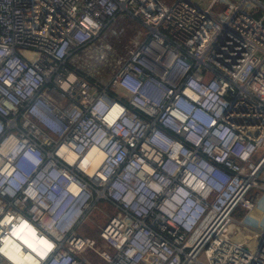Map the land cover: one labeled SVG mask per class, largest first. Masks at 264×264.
I'll return each mask as SVG.
<instances>
[{"label": "clouds", "instance_id": "9594fccd", "mask_svg": "<svg viewBox=\"0 0 264 264\" xmlns=\"http://www.w3.org/2000/svg\"><path fill=\"white\" fill-rule=\"evenodd\" d=\"M43 2L33 44L0 15V241L14 264H249L245 249L264 245V0H201L247 34L224 75L204 36L184 41L193 68L160 33L183 0ZM232 91L259 105L257 126L229 121Z\"/></svg>", "mask_w": 264, "mask_h": 264}, {"label": "built area", "instance_id": "2783aa9c", "mask_svg": "<svg viewBox=\"0 0 264 264\" xmlns=\"http://www.w3.org/2000/svg\"><path fill=\"white\" fill-rule=\"evenodd\" d=\"M7 0H0V15H5L9 21L13 24L17 29H22L21 36L27 41L29 44L35 43L32 38L28 35H25L29 31L28 25L30 23H34L38 28L43 30L44 24L46 23V11L47 7L43 0H11V11L4 12L3 7H7ZM61 15L57 16V20L59 21L61 27L64 26V15L63 6H59ZM191 10L189 18H197L194 23L189 26L190 31L185 30H174L176 29V15H183L188 10ZM170 11H172V19L168 20L165 17V20L162 21L161 27L159 31L162 35H164L169 44L174 47H178L181 50L182 58L187 62L191 61L193 68L197 67V62L190 55V50L185 47L184 41L189 37L195 36H204V39L199 40V46L207 45L209 48V55L214 56L215 60L209 59L207 63V68L211 69L213 73H219L220 75H224V66L230 65L232 59L235 58L237 52H239V40L237 37H241L243 39H247L246 32H241L235 25L230 23V19H226L221 21L219 25L217 24V17L215 14H210L205 6H201L195 3L192 0H183L179 6L175 2L170 4ZM230 18L232 13L227 14ZM211 20L212 28L214 30L210 31L207 26V21ZM107 24L108 21H105ZM52 35H56V33H52ZM144 39L150 41L153 39L150 33H144ZM247 49H245V52ZM46 64H54L55 61L52 57H50L47 52H45V60ZM146 74H151L150 68L147 66H143ZM65 68L74 69L75 67L71 66L70 62L67 64H63L59 66V70L61 72L64 71ZM204 74L206 76L210 75V73L205 70ZM264 75V73H262ZM94 83L95 87L103 90L107 87L106 82L100 83L96 81H91ZM55 88V82L48 83L44 86L42 90H39V97H33L32 99L24 101L21 105V118L23 109L27 108L30 104L34 102L36 98H44L45 93ZM109 93L111 95H115L113 90L109 89ZM240 94L236 91L230 92L227 96L224 97L228 101L229 104L234 105V107L228 112V118L230 122L236 123H244L249 127L257 126V122L262 118L261 114L255 109L259 107V105L255 104L254 101H249L247 105L244 104V99H237ZM121 102L128 104L131 107L130 103L122 98ZM135 111V109H132ZM142 115V114H140ZM145 119H148L145 117ZM158 127L161 130L167 132L169 136H173L174 138H180L178 133L173 131L171 128H167L162 124H158ZM188 147H191L188 145ZM264 249V245L261 244L260 238L256 237L254 246L252 248H246L245 251L249 254V264H252V258L255 256L257 251H262ZM24 250L31 251V248L28 245L24 246ZM14 249H6L3 241H0V260L4 261V264H14V260L11 256H14ZM261 258H264V251H262Z\"/></svg>", "mask_w": 264, "mask_h": 264}, {"label": "rangeland", "instance_id": "374dc122", "mask_svg": "<svg viewBox=\"0 0 264 264\" xmlns=\"http://www.w3.org/2000/svg\"><path fill=\"white\" fill-rule=\"evenodd\" d=\"M120 19H128L127 18V16H126V14L124 15V16H118L117 17V20L119 21ZM130 22H132V23H134L137 27H139V22L138 21H130ZM147 31L146 30H144V33H146ZM78 55H79V53H78ZM70 63H71V66H74L75 67V65L72 63V61H69Z\"/></svg>", "mask_w": 264, "mask_h": 264}, {"label": "crops", "instance_id": "0c3cea01", "mask_svg": "<svg viewBox=\"0 0 264 264\" xmlns=\"http://www.w3.org/2000/svg\"><path fill=\"white\" fill-rule=\"evenodd\" d=\"M192 1H194L195 3H197V4L201 5V6H204V4L201 3V0H192Z\"/></svg>", "mask_w": 264, "mask_h": 264}, {"label": "bare ground", "instance_id": "6f19581e", "mask_svg": "<svg viewBox=\"0 0 264 264\" xmlns=\"http://www.w3.org/2000/svg\"><path fill=\"white\" fill-rule=\"evenodd\" d=\"M25 245H27V244H25ZM11 257H12V259L14 260L15 257H14V256H11Z\"/></svg>", "mask_w": 264, "mask_h": 264}, {"label": "trees", "instance_id": "16d2710c", "mask_svg": "<svg viewBox=\"0 0 264 264\" xmlns=\"http://www.w3.org/2000/svg\"><path fill=\"white\" fill-rule=\"evenodd\" d=\"M71 64V63H70ZM74 67V66H73Z\"/></svg>", "mask_w": 264, "mask_h": 264}]
</instances>
